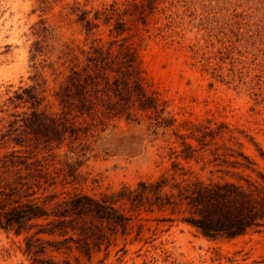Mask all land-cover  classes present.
<instances>
[{
    "label": "rangeland",
    "instance_id": "374dc122",
    "mask_svg": "<svg viewBox=\"0 0 264 264\" xmlns=\"http://www.w3.org/2000/svg\"><path fill=\"white\" fill-rule=\"evenodd\" d=\"M81 12L91 24L88 31L78 20ZM116 26L124 30L117 34ZM128 50L136 51L129 84L115 89L117 75L105 72L84 104L126 106L133 109L130 117H113L104 127L75 113L76 125L87 119L81 126L87 128L61 140L23 136L20 146L4 136L10 121L32 110L14 99L16 93L34 85L39 108L57 115L55 93L72 70L97 56L126 65ZM139 89L153 99V109L138 107L149 103L137 97ZM183 140L202 158L230 148L218 152L229 161L235 159L231 151L247 155L264 173V0H0V162L33 163L32 169L49 175L40 181L47 191L33 186L30 198L78 193L103 199L157 179L172 161L208 177L212 164L201 169V162L176 156ZM19 163L12 170L24 176L29 170ZM231 172L257 179L250 169ZM129 206L124 203L132 216L124 230H107V237L91 243L89 256L73 243L69 250L55 249L63 237L44 233L30 241L36 262L25 240L34 228L19 235L0 228V264H264V227L210 239L176 215L162 221L168 212L136 216Z\"/></svg>",
    "mask_w": 264,
    "mask_h": 264
},
{
    "label": "trees",
    "instance_id": "16d2710c",
    "mask_svg": "<svg viewBox=\"0 0 264 264\" xmlns=\"http://www.w3.org/2000/svg\"><path fill=\"white\" fill-rule=\"evenodd\" d=\"M83 14L84 12H81L78 15V20L85 23L84 26L87 28L91 24L85 20ZM122 27L116 26L114 31L120 34L124 30ZM99 54L102 53L99 51ZM124 55H126V65L121 62L113 64L97 56L89 60L91 61L89 65L86 64L78 71L72 70L59 87V91L55 93L61 103V110L57 115L49 114L46 110L39 108L42 99L37 96V88L34 85L24 88L21 93H16L14 99L27 101L31 104L32 110L10 121L4 136H10L9 140L20 146L24 145L23 136H54V139L56 137V140H61L62 136L66 135L78 136L87 128H82V124L87 126L88 121L90 125L105 127L113 117L119 115L130 117L133 109L126 106L84 104L88 97L92 98L89 96L90 93L98 91L97 85L104 80L105 72L117 75L113 84L115 89H122L129 84L128 73L131 68H135L132 65L136 59V51L128 50ZM118 80L122 81L121 86ZM136 95L138 98L149 101V103L140 102L138 107L142 110L155 107L153 99L145 96L143 89L136 90ZM75 98L82 103L70 104L69 101ZM71 112L74 114L73 117H69ZM75 113L77 117L87 116L88 121L83 119L79 122L80 126H77L74 119ZM181 145L182 149L179 154H176L177 157L180 156L186 162L190 160L195 163L201 162V169L209 164L215 167L213 170H208V177L185 168L179 161H172L169 172L161 174L157 179L149 182L140 181L134 189L123 188L117 193L104 196L103 199L78 193L68 197H59V194L52 193L43 198H30L29 196L36 193L33 192V186L42 189L43 192L47 191L41 186L40 181L44 179V182H47L45 180H48L49 175L44 174L41 169H32L33 163L0 162L2 164L0 173L3 175L0 174V228L12 230L16 235L23 232L29 233L34 228V232L25 238L26 253L32 255V259L38 262L37 253L33 254L30 241L36 235L44 233L52 235L57 232L63 237L62 240L53 244L55 249L69 250L73 243L76 249L89 256L91 243L100 242L107 237L105 235L107 230L112 233L118 232L119 229L123 231L127 222L132 219V216L124 212L126 202L130 205L129 210L136 212V216L142 211L168 212L169 216L162 217V221H172V216L176 215L180 221L210 239L234 238L248 230L264 227V173L254 170V162L247 155L231 151L232 154L229 155L235 159L229 161L226 158L227 153H219L218 150L232 149L221 146L211 150L206 159L200 156L197 148L186 143L185 140ZM237 157H241L243 161ZM16 163L25 165L29 172L19 176L20 171L12 170ZM239 168L254 171L257 179L231 172L232 169ZM219 172L237 176L233 180L224 179L222 176L216 179L214 174ZM122 201H124L121 204L123 207L115 206ZM39 218L48 220L44 224L33 222Z\"/></svg>",
    "mask_w": 264,
    "mask_h": 264
}]
</instances>
